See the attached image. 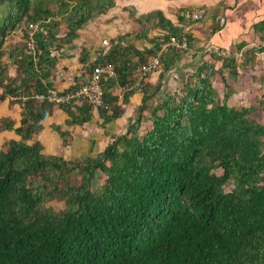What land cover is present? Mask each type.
Returning a JSON list of instances; mask_svg holds the SVG:
<instances>
[{
  "label": "trees",
  "instance_id": "trees-1",
  "mask_svg": "<svg viewBox=\"0 0 264 264\" xmlns=\"http://www.w3.org/2000/svg\"><path fill=\"white\" fill-rule=\"evenodd\" d=\"M115 3L16 0L1 24L0 60L9 34L21 30L24 38L9 52L16 75L0 62L3 97L29 98L12 101L22 108L20 125L0 119V130L18 136L0 148V264H264V121L257 118L264 80L248 68L250 59L212 54L180 89L168 91L163 71L184 51H166L160 78L151 84L149 74L141 79L140 68L159 42L140 50L127 44L129 34L120 35L95 59H83L89 73L114 67V76L102 75L103 105L83 100L76 109L58 106L73 124L84 125L98 113L106 126L143 90L138 117L125 132L108 133L97 156L44 151L39 137L56 105L32 95L53 87L58 56L51 52L78 38L79 29ZM31 22H40L36 38L44 52L38 60L26 52ZM261 24L256 31L263 38ZM218 75L222 91L214 84ZM82 82L76 77L71 89ZM244 88L252 100L236 105L232 96ZM147 109L151 124L141 134ZM100 172L105 180L94 186Z\"/></svg>",
  "mask_w": 264,
  "mask_h": 264
},
{
  "label": "crops",
  "instance_id": "crops-1",
  "mask_svg": "<svg viewBox=\"0 0 264 264\" xmlns=\"http://www.w3.org/2000/svg\"><path fill=\"white\" fill-rule=\"evenodd\" d=\"M115 1L112 8L79 29L78 38L56 47L58 63L52 77L53 86L67 91L75 83L76 77L82 82L89 75L83 59H95L98 53L110 47L120 35L129 34L127 44L144 50L155 46L163 36L169 33L172 35L175 30L193 38V45L191 50L180 55L170 70L163 71V88L168 91L177 89L186 76L189 78L204 61L212 60V55L205 56L202 52L203 45L207 43L232 50L239 61L250 59L247 62L248 68L255 70L258 80L263 82L264 36L262 38V33L256 31V28L260 23L264 25V0ZM15 2L16 0H0V27ZM200 6L207 8V17L204 21L195 22L187 16V11ZM216 26L220 28L216 29ZM222 63V59L217 60L216 68L221 67ZM159 71L150 74L149 81L152 84H156L160 78ZM175 76H179L180 81ZM143 96L142 91L132 94L123 115L109 122L102 131L85 124H73L67 111L56 105L52 116L43 122L45 127L39 137L45 152L54 153L60 145L65 150L59 154L67 158L97 156L108 143V133H118L134 120ZM3 117L13 119L18 126L22 108L18 103L10 101L9 97L4 98L0 87V119ZM93 120L102 123L97 114L91 121ZM65 130L70 131L72 137H68L69 133L64 137L62 131ZM15 134L14 130H6V135L17 139ZM96 142L104 145L97 148L94 146Z\"/></svg>",
  "mask_w": 264,
  "mask_h": 264
},
{
  "label": "built area",
  "instance_id": "built-area-1",
  "mask_svg": "<svg viewBox=\"0 0 264 264\" xmlns=\"http://www.w3.org/2000/svg\"><path fill=\"white\" fill-rule=\"evenodd\" d=\"M208 10L204 6L196 7L190 11H187V16L195 21L201 22L206 20ZM40 22H31L28 27L27 40H26V52L29 55H32L35 59L43 54V48L39 44L38 39L36 38V34L39 30ZM160 49L156 54L152 55L146 63H144L141 68V79L148 75L155 73L162 62V56L164 52L169 49H179L183 51H189L192 49L190 45V39L187 35L183 34L181 36L172 34L168 38L163 36L160 40ZM109 48V47H108ZM202 52L206 55H212L217 53L220 57L224 58L225 56H235L234 53L230 49H223L220 46L207 43L203 45ZM52 56H56V51L53 49L51 52ZM104 73H108L111 76H114V67L112 65H108L107 67L97 66L92 72L89 73L87 77V81L82 82L78 88L69 89L67 91H61L57 87H50L45 92H35L32 97L35 98L39 103L49 102L55 105H71V109H76L74 104L80 103L83 100L88 101L94 107H100L104 103V88L102 85V75ZM138 86H141V80L138 81ZM28 96H14L11 95L9 97L10 101H15L21 99L23 102L28 100ZM24 104V103H22Z\"/></svg>",
  "mask_w": 264,
  "mask_h": 264
},
{
  "label": "rangeland",
  "instance_id": "rangeland-1",
  "mask_svg": "<svg viewBox=\"0 0 264 264\" xmlns=\"http://www.w3.org/2000/svg\"><path fill=\"white\" fill-rule=\"evenodd\" d=\"M8 14H9V11L7 12ZM8 16V15H7ZM23 36V31H14V32H12L11 34H9V36H8V38H7V41H6V43H5V46H4V54H3V56H2V58H1V60H0V62L2 61L3 63H5V64H8V73H9V75L10 76H15L16 75V73H17V71H16V64H14V62L13 61H11V60H13V59H11L10 58V55H9V52H10V50H11V48H13V46H14V44H16V43H18V42H20V43H23L24 44V38L22 37ZM25 42H26V39H25ZM159 42V41H158ZM61 44H63V43H61ZM203 55H205V54H203ZM147 61H148V59H147ZM160 70V71H159ZM157 71H159L160 73L163 71V69L162 68H159ZM241 72L243 73V75H244V70H243V68L241 69ZM164 73H166V72H164ZM175 78L177 79V80H179L180 81V79H179V76H175ZM188 80V76H186V79L185 80H183V82H181V84H179V87L181 88L182 86H183V84H184V82H186ZM214 84H215V87H217L219 90H221L222 91V89L224 88V84H223V82H222V79H221V76L220 75H218L217 77H215L214 78ZM180 83V82H179ZM152 84V83H151ZM177 88V89H180V88ZM166 88H167V86H166ZM120 91V89H115L114 91L116 92V91ZM247 89H242V91H241V93L240 94H234L233 96H232V99H231V101H233V103H235L236 105H242V104H244V103H247L249 100H248V98L247 97H249V99L250 100H252V96L250 95V93H247V91H246ZM104 91H105V88H104ZM140 91H142L143 92V90H140ZM261 93H264V89L263 90H261L260 91ZM117 93V92H116ZM120 92H118L117 94H119ZM247 94H249V95H247ZM155 102V101H154ZM157 102V101H156ZM155 102V103H156ZM140 106V105H139ZM138 106V107H139ZM261 110H263V111H261V113L259 112V114H258V116H257V118H259L261 121L263 120L264 121V108L262 107L261 108ZM97 114V116H98V118H100L99 117V114L98 113H96ZM263 115V116H262ZM150 109H147V110H145V111H143V117H142V127H141V134L143 133V132H145L147 129H148V127H149V124H151V120L149 119L150 117ZM138 117V108H137V111H136V115H135V117H134V120L136 119ZM100 120H102L101 118H100ZM133 121V120H132ZM85 125H88L90 128L91 127H93V128H96L98 131H102L103 130V128H105V126H103L101 123H97V121L96 120H93V121H90V122H87V123H85ZM128 128V125L126 126V128H124L123 130H121V131H119L118 133H123V132H125L126 131V129ZM9 134H12V133H9ZM14 134V133H13ZM16 135V134H15ZM70 135L71 134H69L68 135V137H70ZM108 135V134H107ZM109 136V135H108ZM71 137H72V135H71ZM13 137L12 136H8V135H6V130H0V148H1V146H2V144L4 143V141H7V140H10V139H12ZM108 140H109V138H108ZM96 141V140H95ZM59 145V144H58ZM104 145V143H95V145L94 146H97V148L98 147H100V146H103ZM62 148V149H61ZM62 150H65L62 146H60L59 145V147L56 149V150H54V153H57V154H59V153H63L62 152ZM77 150V149H76ZM79 150V149H78ZM45 151V150H44ZM77 153V152H76ZM94 153V152H93ZM64 154H65V152H64ZM218 170V172H221L222 170L221 169H217ZM105 174H103L102 172H100L99 174H98V176H97V179L95 180V182H94V186H98V185H100L104 180H105ZM56 204V206L57 207H62V203L61 202H57V203H55Z\"/></svg>",
  "mask_w": 264,
  "mask_h": 264
},
{
  "label": "clouds",
  "instance_id": "clouds-1",
  "mask_svg": "<svg viewBox=\"0 0 264 264\" xmlns=\"http://www.w3.org/2000/svg\"><path fill=\"white\" fill-rule=\"evenodd\" d=\"M159 44H160V42H159ZM159 46H160V45H159ZM55 49H56V48H55ZM55 49H54V50H55ZM55 51H56V50H55ZM164 53H165V52H164ZM56 54H57V51H56ZM153 55H154V54H153ZM56 56H57V55H56ZM150 56H152V55H150ZM146 62H147V61H146ZM146 62H145V63H146ZM142 65H143V64H142ZM159 68H160V67H159ZM149 75H150V74H149Z\"/></svg>",
  "mask_w": 264,
  "mask_h": 264
}]
</instances>
